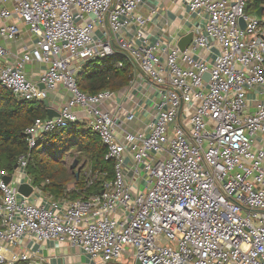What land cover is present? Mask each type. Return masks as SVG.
Instances as JSON below:
<instances>
[{"label": "built area", "instance_id": "obj_1", "mask_svg": "<svg viewBox=\"0 0 264 264\" xmlns=\"http://www.w3.org/2000/svg\"><path fill=\"white\" fill-rule=\"evenodd\" d=\"M247 1L182 0L198 24L181 51L149 41L142 0H0V40L16 39L11 19L34 37L14 60L0 45V87L19 101L66 93L56 117L25 130L29 150L77 122L114 163L96 192L87 190L97 174L85 172L87 195L73 200L33 185L28 155L12 174L0 171V264L29 262V244L47 241L78 249L87 264H125V254L131 264H264V17L245 13ZM214 44L208 65L196 52ZM116 52L131 66L128 85L81 92L82 65ZM31 63L45 66L37 81L25 72Z\"/></svg>", "mask_w": 264, "mask_h": 264}, {"label": "trees", "instance_id": "obj_2", "mask_svg": "<svg viewBox=\"0 0 264 264\" xmlns=\"http://www.w3.org/2000/svg\"><path fill=\"white\" fill-rule=\"evenodd\" d=\"M260 7L264 15V0H248L245 13L253 15ZM130 79L129 62L116 52L110 58L84 63L77 74V86L86 94L103 90L118 92L128 85ZM46 117L42 101H19L0 87V171L12 174L18 158L28 155L26 174L33 185L42 186L43 191L54 198L73 200L85 197L87 194L82 189L83 176L77 169L78 161L76 168L71 169L72 174L63 167L64 155L74 150L85 159L84 167L97 174V183L87 192L98 191L100 182L112 179L114 163L105 159L106 147L82 123L54 129L29 150L25 130L35 119ZM75 170L79 173L78 178L75 177ZM70 183H73L71 187Z\"/></svg>", "mask_w": 264, "mask_h": 264}, {"label": "crops", "instance_id": "obj_3", "mask_svg": "<svg viewBox=\"0 0 264 264\" xmlns=\"http://www.w3.org/2000/svg\"><path fill=\"white\" fill-rule=\"evenodd\" d=\"M5 7L10 9L12 5L7 3ZM136 14L148 19L143 31L151 42H154L161 37L163 40L169 41L171 44H177L180 38L190 33L192 28L198 24L195 16L189 13L188 8L183 4L182 0H142L141 5L136 10ZM261 17H264L263 13ZM6 23H14L18 28V34L14 41L0 40V45H2L8 53V59L14 60L18 56H21L25 50L32 47L34 37L18 20L11 19ZM217 54L218 51L215 44L209 52L203 50L196 52V56L203 57L208 65L213 64L216 60ZM44 68L45 66H43V64L31 63L25 67V72L31 80L37 81L38 76ZM47 99L49 107L57 112L63 104L64 99H66V93L59 88L56 92L49 93ZM133 100L137 101L139 104H144V100H140L137 94H135ZM123 104L126 108H130L133 102L127 99ZM28 249H30V261L18 264L88 263L87 258L82 255L78 249L73 248L68 244H60L53 241L38 244L32 242L29 244Z\"/></svg>", "mask_w": 264, "mask_h": 264}, {"label": "water", "instance_id": "obj_4", "mask_svg": "<svg viewBox=\"0 0 264 264\" xmlns=\"http://www.w3.org/2000/svg\"><path fill=\"white\" fill-rule=\"evenodd\" d=\"M255 16L259 19L261 18V16H262V8L261 7L255 12ZM240 26L242 28H244V23L242 20H240ZM191 39H192V34L189 33V34L183 36L182 38H180L176 45L181 51H183L187 46H189V44L191 43ZM204 78L208 79V75L205 74ZM38 86H39V88L43 89L42 84H39ZM42 102H43L44 107L46 109V116L48 119H51V118L56 117L58 115L57 112L53 111L49 107L48 99H43ZM76 166H77V161H74L73 164L71 165V169H75ZM16 168H17V165L14 166V170ZM75 177L78 178L77 172L75 173ZM10 180H11V178L9 176L3 178V181L5 184H8L10 182ZM17 191L19 194L26 197L31 193V187L27 184H22L18 187ZM134 264H140V263L135 261Z\"/></svg>", "mask_w": 264, "mask_h": 264}, {"label": "rangeland", "instance_id": "obj_5", "mask_svg": "<svg viewBox=\"0 0 264 264\" xmlns=\"http://www.w3.org/2000/svg\"><path fill=\"white\" fill-rule=\"evenodd\" d=\"M78 161V166H77V169H79V171L81 172V174H82V176L84 177V173L85 172H88V170H90L89 169V167H84V158H81L78 154H77V152L76 151H71V152H69V151H67V153H66V155H64V158H63V167L65 168V170H67L70 174H72V171H71V165L73 164V162L74 161ZM82 167H84L83 169H82ZM76 169V170H77ZM76 170H75V172H76ZM78 175H79V173H78ZM72 184L73 183H70L69 184V187H71L72 186ZM71 185V186H70ZM141 187V189L142 188H144V186H143V184H141L140 185ZM127 256H126V254L123 256V259H124V262H125V264H131L132 263V259H131V257H129V258H127Z\"/></svg>", "mask_w": 264, "mask_h": 264}]
</instances>
